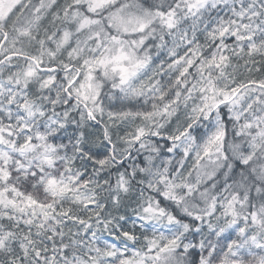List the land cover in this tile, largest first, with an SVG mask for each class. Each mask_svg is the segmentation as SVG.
Returning a JSON list of instances; mask_svg holds the SVG:
<instances>
[{
    "label": "snow or ice",
    "instance_id": "snow-or-ice-1",
    "mask_svg": "<svg viewBox=\"0 0 264 264\" xmlns=\"http://www.w3.org/2000/svg\"><path fill=\"white\" fill-rule=\"evenodd\" d=\"M0 264H264V0H0Z\"/></svg>",
    "mask_w": 264,
    "mask_h": 264
}]
</instances>
